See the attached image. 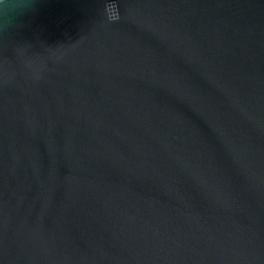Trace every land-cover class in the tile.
I'll return each mask as SVG.
<instances>
[{"label": "water", "instance_id": "obj_1", "mask_svg": "<svg viewBox=\"0 0 264 264\" xmlns=\"http://www.w3.org/2000/svg\"><path fill=\"white\" fill-rule=\"evenodd\" d=\"M0 32V264H264V0H36Z\"/></svg>", "mask_w": 264, "mask_h": 264}, {"label": "clouds", "instance_id": "obj_2", "mask_svg": "<svg viewBox=\"0 0 264 264\" xmlns=\"http://www.w3.org/2000/svg\"><path fill=\"white\" fill-rule=\"evenodd\" d=\"M36 0H0V32L21 27L19 20L34 11Z\"/></svg>", "mask_w": 264, "mask_h": 264}]
</instances>
